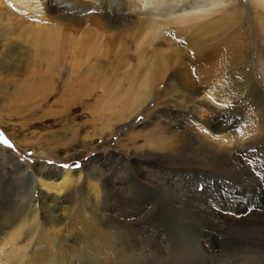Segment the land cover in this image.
Segmentation results:
<instances>
[{
	"label": "bare ground",
	"instance_id": "6f19581e",
	"mask_svg": "<svg viewBox=\"0 0 264 264\" xmlns=\"http://www.w3.org/2000/svg\"><path fill=\"white\" fill-rule=\"evenodd\" d=\"M28 1L29 6L40 9L39 0ZM60 1L47 0L48 7ZM67 1L70 6L84 8L78 0ZM109 1L106 4L111 5L113 2ZM177 1L184 0H145L139 4L138 11L151 9L149 18H138L143 19L139 20L141 31L152 41L160 38L161 33L164 36L162 31L168 25L188 34L196 30L197 22H204L207 28L201 27L199 32L207 36L219 24L224 28L230 14L223 10L233 0H196L179 14L174 16L169 12L162 20L158 19L155 8L159 6L153 5L162 2L161 7L168 13L175 9L173 3ZM253 1L264 8V0ZM11 2L12 6L24 5L25 0ZM103 4H99L100 11ZM95 8V11L99 9ZM117 10L108 13L109 27H112L111 14L115 15ZM6 15L0 13V48L8 46L10 37L2 27L4 20L8 25L14 23ZM97 18V12H93L91 20L95 22ZM258 18L261 24L257 26V60L264 73V20L262 15ZM61 26L45 20L43 24L23 28L30 34L34 53L52 67L73 44L85 41L89 49L96 48L95 35L85 33L76 39L68 38ZM165 37L168 36L162 38ZM236 40L233 43L229 40L224 51L215 49L195 54L187 63L195 70L189 66L167 70L168 66L163 64L131 77L123 96L118 92L106 99L103 107L120 103L116 118L119 122L130 120L132 124L137 121L131 118L140 114L149 100L153 99L160 108L170 105L142 122L141 128L131 135L133 143L126 149L129 159L122 155L108 167L90 160L80 171L63 168L32 174L35 186L25 204L31 209L34 221L28 227L18 207L12 209L13 206L0 200V264H145V255L159 249H164L168 256L173 254L169 264H179L181 256L192 255L195 248L204 252L197 257L200 264H264V250L259 252L253 245L255 236H261L260 230H264V87L252 60L253 35ZM169 42L163 44L169 47ZM157 50L160 51L158 47ZM4 62L0 61V71L9 68ZM48 82L45 80L43 84L49 85ZM160 83L164 84L163 90L156 88ZM38 87L28 83L23 92L37 93ZM247 121L249 130L244 131V126L239 132H248L251 141L240 142L232 131L241 123L247 125ZM140 139L144 140L143 144H139ZM4 154L0 152V156ZM28 170L22 168L18 174L12 172L6 178L11 185L17 181L20 184L26 172L30 173ZM2 184L0 180V187ZM132 194L134 198H130ZM158 196L165 202L156 200ZM64 203L69 206L65 208ZM156 207L165 208L171 215L183 212L182 215L196 217L201 221L203 240L184 245L180 241L172 243L168 238H149L145 221L146 217L158 214ZM5 212L13 213V220L8 221ZM214 241L219 247L245 242L246 245L212 249Z\"/></svg>",
	"mask_w": 264,
	"mask_h": 264
},
{
	"label": "rangeland",
	"instance_id": "374dc122",
	"mask_svg": "<svg viewBox=\"0 0 264 264\" xmlns=\"http://www.w3.org/2000/svg\"><path fill=\"white\" fill-rule=\"evenodd\" d=\"M0 1V13L7 14L6 16L14 19L11 22L14 21L13 25L5 24L6 19L3 22L4 26L2 27L9 33L10 37L7 39L8 46L2 47L4 49L0 48V61H6L4 63L9 67L7 70L0 71V152L5 153L0 156V180L3 181V184L5 183L0 187V200L9 203L13 206L12 209L19 208L22 217H24V224L27 225L25 227L34 221L31 217V209L27 208V204H25L29 200L28 195L35 186L32 174L39 171L41 173L42 170L52 173L63 168L80 171L90 160H96V163L108 167L122 155L129 159V155H126V149L133 143L131 135H134L141 128L139 125L142 122L147 121L152 115L160 113L161 109L167 110L169 108L168 105L170 104H161L163 107L160 108L155 105L151 98L152 102L149 100L143 109L141 108L140 114L131 118L136 120V123L132 124L130 120L119 122L116 118V112L120 108V103L108 108L103 107V103L106 99L118 95V92L119 96H123L129 89L131 77L135 78L137 75L147 72L146 70L164 66L163 64L168 66L167 70L188 66L195 70L187 63L190 59L193 60L198 52H208L215 49L224 51L229 40L230 42L241 38L246 40L247 37L253 35L252 60L255 65L256 76L264 87V73L261 69V63L257 60L259 45L257 26L261 24L258 15H262L264 20V8L258 7L253 0H233L223 10L230 14L227 17L226 26L223 28V25L219 24L213 31H208V36L199 32L201 27L204 30L207 28V25H203L204 22L196 23V30L191 31L195 34L192 33V35L191 32L188 34L179 33L177 26L168 25L162 31L164 36L168 37L162 38L164 36L161 33L162 37L155 38L154 42L150 36L141 31L140 27V21L150 17L151 9L149 7L140 8L138 11L139 4L145 0H137L138 5L136 0H112L111 5L106 4L110 2L109 0H78L84 5V8H87L85 10L78 5L70 6L67 0H61L59 4L56 2L49 7L47 0H39V10L29 6L30 1L28 0H25L24 5L15 6L11 5L13 2L11 0ZM195 1L174 2L173 5L176 10L178 9V12L173 8L167 13V9L161 7L162 2L153 6H159L155 9L159 12L158 19L162 20L166 14L169 15V12L170 14L174 13L172 15L175 16L186 6L194 5L193 2ZM99 4H103L102 11H100L101 5L99 6ZM95 7H99V9L95 11ZM115 9H118L119 14H111L109 20L114 27L113 29L106 22L110 15L108 13ZM93 12H97L98 18L95 22L91 20ZM161 12L163 13L161 14ZM217 19L220 18L217 17ZM45 20L50 24L62 25L61 27L68 38L76 39L85 33L95 35L94 37L97 39L94 46L96 48L89 49L85 41L73 44L52 67L41 55L34 53L30 34L26 28L23 31L24 27L30 24H43ZM120 21L123 23H118ZM165 31L169 32L164 33ZM166 40L171 42H169L171 46L168 47L163 44ZM232 43L229 44V47ZM157 47L161 52L157 50ZM171 49H175L174 52ZM5 52L7 53L5 54ZM181 64H185V66ZM197 64L198 62L195 63L196 66ZM45 80H49V85L43 84ZM28 83L39 86L36 90L37 93L23 92ZM156 88L163 90L164 84H157ZM199 115L201 114L199 113ZM241 119L244 121L243 118ZM244 126V131H248L250 122L247 121V125L241 123L236 126L232 131L234 132L233 136H236L235 138L240 142L251 141L248 132L246 134L239 132ZM111 132L114 134L111 135ZM4 139L9 141L11 147L3 143ZM143 143L144 140L140 139L139 144ZM100 157L102 159L98 161ZM77 165L79 166L77 167ZM22 168H28L31 174L26 172L25 176L19 180L20 184L17 181L11 185L6 177L13 175L12 172L18 174ZM32 170L34 173L31 172ZM129 196L134 198L135 194ZM158 198L159 202L164 201L163 197L158 196L156 200ZM62 206L66 208L69 204L64 203ZM161 206L163 205L161 204ZM155 211L158 214L154 217H146L145 221L148 223L145 226V231L147 230L149 238L152 240L154 238H156L155 240L168 238L167 240L172 243L180 241L181 243L184 242V245L193 244L192 242L198 244L203 240L201 221L196 217L189 214L182 215L183 212L171 215L165 208L158 209L156 207ZM5 214L9 217L8 221L13 220V213L5 212ZM262 227L264 228V226ZM260 231L261 236L258 237L257 234L253 240V245L257 250L259 249V252L264 250V230ZM169 235L171 236L169 237ZM176 239L180 240L177 241ZM213 244L212 249H219L227 246H245L246 242L237 245L224 244L220 247L216 241ZM165 253L167 252L164 249H159L152 254L147 253L144 262L145 264H169V258L173 254L168 256ZM191 254H183L179 264H187L190 259L193 261L188 264L192 262L193 264H200L201 262L197 261L199 259L197 257L204 254L203 250L195 248ZM196 254L198 255L196 256ZM234 262L238 261L234 260Z\"/></svg>",
	"mask_w": 264,
	"mask_h": 264
},
{
	"label": "snow or ice",
	"instance_id": "6c2138e0",
	"mask_svg": "<svg viewBox=\"0 0 264 264\" xmlns=\"http://www.w3.org/2000/svg\"><path fill=\"white\" fill-rule=\"evenodd\" d=\"M3 143L4 144H6V145H8L9 147H11V144L9 143V141L7 140V139H4L3 140ZM79 165H77V167H78ZM65 167H67V165H65Z\"/></svg>",
	"mask_w": 264,
	"mask_h": 264
}]
</instances>
